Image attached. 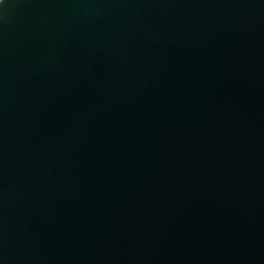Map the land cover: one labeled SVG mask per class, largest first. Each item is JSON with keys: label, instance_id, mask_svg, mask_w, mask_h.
Listing matches in <instances>:
<instances>
[{"label": "water", "instance_id": "obj_1", "mask_svg": "<svg viewBox=\"0 0 264 264\" xmlns=\"http://www.w3.org/2000/svg\"><path fill=\"white\" fill-rule=\"evenodd\" d=\"M0 264H264V0H0Z\"/></svg>", "mask_w": 264, "mask_h": 264}]
</instances>
